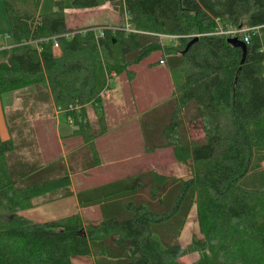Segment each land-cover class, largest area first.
Segmentation results:
<instances>
[{
	"label": "trees",
	"instance_id": "obj_1",
	"mask_svg": "<svg viewBox=\"0 0 264 264\" xmlns=\"http://www.w3.org/2000/svg\"><path fill=\"white\" fill-rule=\"evenodd\" d=\"M1 1L14 46L0 59V94L45 82L76 130L87 124L79 107L98 100L107 72L126 70V55L137 52L139 61L161 49L177 53L172 70L182 81L174 84V111L163 136L175 159L191 168L189 177L179 178L178 201L191 192L201 237L184 248L165 246L153 233L152 225L175 213L178 201L159 214L129 203L133 216L126 219L83 224L75 214L33 222L21 209L32 197L67 184L68 177L15 187L5 162L13 144L0 139V215H8L0 218V264H72L90 256L92 243L109 238L125 258L118 264H179L188 250L198 253L191 264H264V0H55L48 15L39 11L41 0ZM105 3L126 14L136 30L181 37L161 44L144 33L103 29L96 36L85 30L59 37V54L51 41L27 43L68 32L66 9ZM215 19L225 28H259L243 51L210 34ZM190 34L199 36L183 51ZM188 102L195 105L203 142L180 138L178 112ZM166 178L154 174L156 185Z\"/></svg>",
	"mask_w": 264,
	"mask_h": 264
},
{
	"label": "rangeland",
	"instance_id": "obj_2",
	"mask_svg": "<svg viewBox=\"0 0 264 264\" xmlns=\"http://www.w3.org/2000/svg\"><path fill=\"white\" fill-rule=\"evenodd\" d=\"M54 1L42 0L41 12L48 15L54 11L56 9ZM112 10V7L107 5V3L91 8L66 9L64 11V25L67 29H70L67 31L71 32L88 26L117 22L118 16ZM122 19L123 15H120V20ZM6 20L5 16L0 17V23L6 29L4 33L8 34L9 25ZM93 28L95 27L85 28L80 31H94ZM96 34L98 35L97 32ZM144 34L149 38H157L148 32ZM194 36L198 37L199 34H190L188 37L193 38ZM157 39L159 40V38ZM168 41V39L164 38L161 43L168 44ZM57 50H59L58 47ZM137 54V52H132L125 56V60L130 61V65L126 67L129 72H126V70H122L119 73L114 70L106 71L105 76L106 79L110 78V86H104L101 89L100 92H106L104 96L98 94L96 102L91 101L79 107V109L82 108L84 111L86 118L84 122L86 121L87 123L86 128L76 130L72 120L69 125L65 121L64 114H60L61 122L68 127H72V132L82 142L87 144H90L94 137L92 132L100 134L101 130L105 129L101 113L104 104H106L107 108L108 106L110 107L108 109L110 115H113L114 109H120L121 113L125 114L124 119L126 117L127 119L132 117L139 119L133 122L126 121L124 124L122 123L123 125L111 130V132L108 131L112 142L111 149L115 148L116 143H118L121 146V150L118 152L111 151L106 156L98 157V161H101L102 165H104L93 173L98 175V183L92 189L85 190L81 188L85 183L83 180L85 174L79 172V174L77 173L71 178L75 191L71 189L68 178V183L64 186L32 197L28 202V206L21 209L20 214H23L33 222H43L77 214L83 224H86L107 218H130L133 216V212L127 209V204L129 203L134 205L143 204L148 209L159 214L169 211L179 200L181 188L179 178L189 177L191 168L175 159L172 148L167 145L163 136L164 128L171 121L174 111V84L182 81V77L172 70L179 58L177 53H169L167 55L161 49L151 52L139 61H134ZM158 59L159 61L163 60V63H160ZM37 84L41 83L32 85ZM171 87H173L172 91L169 90ZM170 92H172V96ZM41 93H39L40 100L43 99L42 101H45V94L44 92ZM53 104L55 105L54 101ZM88 104H90L91 111L95 117L92 124L93 131L87 118L86 106ZM57 109L64 111L58 107ZM177 122L179 123V135L182 140L203 142V131L196 120L193 102H188L184 107L180 108ZM48 123L46 135L53 138L49 130L52 128L51 120ZM32 129H35L36 132L33 133ZM24 130L23 134L28 135L29 138L33 137L34 143H37V145L36 147L30 146L29 149L26 147L25 150L22 149L25 147L23 146L18 150L14 148L15 146L11 141L13 148L6 154L5 162L10 177L15 182V187L23 188L56 179L55 177L51 178L58 175L51 171L52 168L49 170L50 172L43 171L34 175L29 174L30 176L26 177L25 172L27 170L30 172L34 166L42 167L40 164L29 163L32 160L31 158L34 157L41 163H45L44 167H50V165L47 162L48 160H44V156H47L45 154L43 156V153L40 152V149L42 150L46 146V140L48 139L46 135H40V125H28L24 127ZM42 138L45 139L43 142H41ZM52 140L50 139V141ZM78 140L76 139L75 141L78 142ZM68 149L69 144L66 141L61 147L64 152L62 155L60 154L63 152H59V147L53 145L50 147L53 153L59 154L62 163H65L67 159L64 155ZM37 152L40 153L38 154ZM135 152H142L145 155L140 157L127 156ZM28 157L31 158L29 159ZM96 164L94 163V165ZM90 165L88 167H93V165ZM262 168L264 170V161ZM137 169L139 170L138 173L135 172ZM155 173L162 174L168 178L162 184L156 185ZM60 177L62 175L57 178ZM86 197L96 198L92 200L90 205H87V202H82V200L87 199ZM77 200H79L80 204L77 203ZM76 204H79L82 208V215L75 213ZM7 217V214L0 215V218ZM152 231L165 246L180 245L187 248L194 238L201 237L190 191L184 194L175 213L166 220L153 224ZM119 255L120 249L115 247L112 239L109 238L92 243L90 256L75 257L72 264H118L125 260L124 257ZM197 256V251L188 250L185 254L178 257V263L191 264L196 260Z\"/></svg>",
	"mask_w": 264,
	"mask_h": 264
},
{
	"label": "crops",
	"instance_id": "obj_3",
	"mask_svg": "<svg viewBox=\"0 0 264 264\" xmlns=\"http://www.w3.org/2000/svg\"><path fill=\"white\" fill-rule=\"evenodd\" d=\"M107 5L109 4L107 3ZM41 7H42V0L39 8L40 12H41ZM113 12L115 13V11ZM4 16L7 18L3 3L0 0V17H4ZM117 16H118L117 22H110L102 25H118L121 20H120V15L117 14ZM65 29L70 30L67 29L66 27ZM5 31H6L5 27L0 23V59H3L7 51L14 46V43L10 37L9 27H8V34L4 33ZM53 52L55 54H59V50H57V48H53ZM172 89L173 87H171V89L169 90L172 91ZM40 92L42 93L44 92L45 101H42L43 99L40 100L39 97ZM171 93L172 92H170V95L172 96ZM108 109H110V107L108 106L107 108L106 104H104L103 111L101 112L103 116L102 123L104 124L105 129L101 130L100 134H95V132H92L94 137L92 138L91 143L87 144L82 142V140L72 132L73 130L72 127H68L61 122L60 119L61 113L64 114L65 121L69 125L71 124V119L67 117L64 111L58 110L57 106L53 104V98L50 89L46 83L22 87L14 91L0 94V139L2 140L10 139L15 146L14 148L18 150H20L23 146H25L22 148L24 150L26 147L27 149H29L30 146L36 147L37 143H34L35 140L33 139V137L29 138L28 135L23 134V131L26 130V129L24 130V127H27L28 125L30 126L40 125V135L43 134L45 136L48 131L47 130L49 125L48 122L49 120H51L50 124L52 128H50L49 130L53 138H50V136L46 135V137H48L47 139L48 142L46 140L47 143L46 146L43 147L42 150L40 149V152L43 153V156L44 154L47 156V157L44 156V160L46 161L48 160L47 162L50 165V167H44L45 163H41L38 159H35L34 157L33 158L28 157L29 159L30 158L32 159L30 160L29 163L32 164L33 162V164L35 163L34 165L40 164V166L42 167L34 166L31 168L30 172L27 170L25 172V174L27 175L26 177H29L30 176L29 174L34 175L36 173H40L43 171L50 172L49 170L52 168L51 171L58 175H55L51 178L54 177L57 178L61 175L68 176L71 185L70 187L73 191H75L74 190L75 186L72 184L71 178L75 174L77 173L79 174V172H83V174H85L83 176V180L85 181V183L84 186H81V188L85 190L92 189V187L95 184H97L99 181L98 175L93 173L96 172L97 169L104 166L102 165L101 161L100 162L98 161V157L106 156L111 151L118 152L121 150V146L118 145V143H116L115 148L111 149L112 142L110 140L111 137L108 135V131L111 132V130H113L114 128L116 129L119 125H123L126 121L133 122L139 120L136 119L135 117L128 119L126 117L124 119L125 114H122L120 109H114L113 115H110ZM86 111H87V118L92 129V124L94 121L93 118L95 117L93 115V112L91 111L90 104L86 106ZM32 131L33 133L36 132L35 129H32ZM49 138L53 140L50 141ZM76 139H79L78 142L75 141ZM44 140L45 139L42 138L41 142H43ZM64 141H66L69 144V149L68 151H66V154L64 155L67 157V159L65 163H62L60 161L59 154L53 153L50 150V147L52 145L55 147H59V152L60 151L63 152V150H61V147H63ZM40 152L37 153L39 154ZM62 154H64V152L61 153L60 155ZM144 155L145 154L142 152H135L134 154L127 156L140 157ZM96 162L98 163L96 164ZM94 163L96 165H94ZM89 164H91L90 166L93 165V167H88ZM138 171L139 170L137 169V171L135 172L138 173ZM86 198L87 199L82 200V202L85 201L87 202V205H90L92 203V200L95 199L96 197L94 198L86 197ZM77 203L80 204L79 200H77ZM79 204H76L75 213L82 215V208L79 206Z\"/></svg>",
	"mask_w": 264,
	"mask_h": 264
},
{
	"label": "built area",
	"instance_id": "obj_4",
	"mask_svg": "<svg viewBox=\"0 0 264 264\" xmlns=\"http://www.w3.org/2000/svg\"><path fill=\"white\" fill-rule=\"evenodd\" d=\"M215 22H216V28L210 34L222 35V36L227 37V38L235 37V38H238L242 42H248L250 37L253 34H255L259 28V26H252V27L240 26V27H226L225 28L221 25V23L219 22L218 19H215ZM37 23H38V18L36 17L34 19V22H33V27ZM96 29H98V31H96ZM103 29L121 30L125 33H128V32L142 33L141 31L136 30L133 27V25L130 22H128L126 14L123 15V19L121 20V22L118 25L99 26V27L93 28V30L95 32H97L99 36L102 35ZM76 32H82V31L76 30V31L62 33V34H56V35L50 36L49 38H42V39H38V40L29 39L27 41V43L37 45L39 42L51 41L53 43V47L57 48L58 47V41L57 40L59 37H69V36H72ZM148 33L152 36L159 38V40L157 38L156 39L160 43H161L162 39H164V38L168 39L169 40L168 42H175L179 37H181L180 35H177V34H164V33H154V32H148ZM159 62L163 63V60H160ZM108 86H110V78L106 79L105 87H108ZM99 94H100V96H104L106 94V92L102 91Z\"/></svg>",
	"mask_w": 264,
	"mask_h": 264
},
{
	"label": "water",
	"instance_id": "obj_5",
	"mask_svg": "<svg viewBox=\"0 0 264 264\" xmlns=\"http://www.w3.org/2000/svg\"><path fill=\"white\" fill-rule=\"evenodd\" d=\"M196 40H197V36H194L191 40H189V41L187 42V44H186V46H185V48H184L183 51H186L187 48H188L193 42H195ZM227 42L230 43V44H232V45H234V46L241 47L243 51L245 50L246 45H245L243 42H241L239 39L235 38V37L227 38Z\"/></svg>",
	"mask_w": 264,
	"mask_h": 264
}]
</instances>
